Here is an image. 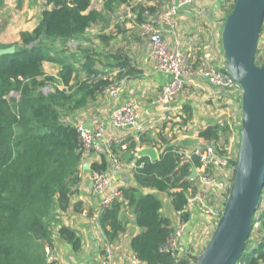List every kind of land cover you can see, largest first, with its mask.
<instances>
[{"label": "trees", "instance_id": "trees-1", "mask_svg": "<svg viewBox=\"0 0 264 264\" xmlns=\"http://www.w3.org/2000/svg\"><path fill=\"white\" fill-rule=\"evenodd\" d=\"M132 1L141 33L140 25L159 11L157 6H147L145 0H105L100 9L93 8L91 0H46L32 30L21 31L18 41H0V48L14 45L12 53L0 55V264H64L53 254L56 241L74 253L82 250L80 235L63 222L62 214L69 209L82 173L87 171L82 165L92 152L86 155L80 150L79 133L69 116L98 95H109L119 80L142 75V69L127 54L129 40L123 38L117 23L114 34H89L94 26L108 24L109 12L116 5ZM218 1L224 21L234 0ZM44 62L55 63L59 69L47 73ZM255 62L264 65V41L257 43ZM235 100L239 103L236 120L223 119L198 131L204 142L215 146L217 155H231L232 166L241 127L240 94ZM182 112L183 118L164 119L154 133L147 129L139 138L128 137L125 150L114 145L108 150L111 158L117 156L122 163L134 157L136 161L129 171L130 181L118 188L120 195L109 206L100 207L97 221L104 247L125 231L129 218L123 211L127 210L139 228L131 236L129 248L145 264H195L199 255L165 250L175 227L162 210L159 194L168 197L167 209L178 213L182 223L189 220L190 199L205 191L198 176L189 178L192 168L201 166L199 156L190 154L184 159L185 147L173 143L176 127L180 129L192 117L189 103L183 104ZM235 135L233 151L231 138ZM143 147L155 148L157 159L152 162L147 156H138ZM109 170L105 153L92 160L88 169L91 174ZM204 173L219 176L220 170L208 165ZM255 224L257 240L251 238ZM238 264H264V185Z\"/></svg>", "mask_w": 264, "mask_h": 264}, {"label": "crops", "instance_id": "crops-1", "mask_svg": "<svg viewBox=\"0 0 264 264\" xmlns=\"http://www.w3.org/2000/svg\"><path fill=\"white\" fill-rule=\"evenodd\" d=\"M208 1L210 0L198 4L183 6L178 9L175 28L170 30L168 26L163 25V36L165 41L170 46L189 55L190 60L192 56V62L200 59L201 62H208V64L215 67H223L224 55L219 44L220 34H218V29H216L217 35H215V44L212 48L209 49L206 45H198V43L196 44L194 40L192 42L194 43L193 50L191 51L192 46L190 45L192 44H189L182 35V29L189 31L191 26H188V30L187 27L182 28L181 23H178H185V20L182 19H186L192 15L207 18L210 21H216V14L219 11V1L211 0L210 4H208ZM145 3L147 5H151V3L146 0ZM153 17V14H151L148 16V19ZM195 26H197V23L194 24V27L190 31H194ZM212 29L213 28H211V30ZM208 33L211 34L210 31ZM185 36L188 37V34H185ZM128 38H130V36H128ZM138 43L139 41L137 40H129L128 45H126V50L127 54L133 59L136 66L142 69V75L136 78L126 77L119 80L116 86L117 92L115 95H106L105 93L103 96L98 95L97 99L95 101L91 100L86 107L75 110L69 116V119H71L74 124L78 123L90 128L101 124L104 126L105 135L113 134L130 138L131 136L136 137V128H114L112 126L110 112L114 107L119 106L125 101H131L136 106L138 111L139 116L137 122L140 125L147 126L154 120H157L156 125L153 128H150L151 132L154 133V128L164 121L159 122V117L166 115V118H169L170 116H174L175 120H180L184 117L182 112L183 104L189 103L192 110V117L190 120H187L184 125L180 126V129L176 127L173 132V134H175L173 143L176 142L182 144V146L185 147V150L191 149L192 146L206 143L198 136V131L205 128L209 124L222 122L221 118L222 120L227 118L230 119L229 117L224 116L219 118L217 116L218 114L215 112L216 108L220 102L223 101V99L220 101V99L216 98L215 89L203 78L198 76H189L184 81L183 89L170 103L159 102L158 97L160 89L171 79V75L164 72L153 71L149 67L145 58L147 46L144 49V47ZM196 54H198V58L194 57ZM44 68L47 73L55 74L59 69V66L55 63H51L49 68ZM235 99L236 96H231L227 102L237 108V119L239 117L237 107L239 103L236 104L237 100ZM91 152V156H87V159L90 161L99 159L100 154L102 153H105L106 158L108 157L104 137L96 142V146L91 150ZM87 159L84 163H86ZM130 169L126 167L113 170L110 166L109 171L113 176V185L116 188L124 186L130 181ZM86 170L87 171L82 173L81 181L76 189V192L71 197L69 209L62 214L63 222L74 228L80 235L83 241L82 250L78 253H74L69 246L63 242L56 241L54 252L52 251L55 258L57 256V258L64 264H101V256L105 243L103 232L97 221L98 213L101 207V194L94 190L92 174L88 171V169ZM208 189L210 188L205 187L204 190L207 191ZM211 194L214 195L212 196ZM208 195L214 197L218 203L221 202L220 197L214 192V190L206 193L207 197ZM159 197L163 201V212L166 216L171 218L176 229L180 223L179 214L167 209L169 199L165 194H159ZM75 205H77L78 210H75ZM188 210L190 211V217L189 220L185 222V232L183 237L180 236L177 239L178 249H180V245H178L179 243L184 242L185 238L186 241L191 238L192 233L195 232L194 229L203 228L208 231L210 230L211 232V226L213 225L212 221L208 217V214L204 212L201 205L197 204L196 201L189 202ZM123 214L129 218V222L119 239L111 243L114 250L115 263H127L129 258L132 257V252L129 248V241L131 236L139 230V228L132 223L133 216L130 212L128 213L127 210H124Z\"/></svg>", "mask_w": 264, "mask_h": 264}, {"label": "water", "instance_id": "water-1", "mask_svg": "<svg viewBox=\"0 0 264 264\" xmlns=\"http://www.w3.org/2000/svg\"><path fill=\"white\" fill-rule=\"evenodd\" d=\"M264 22V0H234L221 27L224 70L240 87V131L235 168L224 206L195 264H237L249 238L252 216L264 185V65L255 62ZM14 45L0 48L12 53ZM150 161L153 147L138 150ZM110 166L113 164L108 156ZM89 159L82 165L90 169ZM193 167L189 178L196 176Z\"/></svg>", "mask_w": 264, "mask_h": 264}, {"label": "built area", "instance_id": "built-area-1", "mask_svg": "<svg viewBox=\"0 0 264 264\" xmlns=\"http://www.w3.org/2000/svg\"><path fill=\"white\" fill-rule=\"evenodd\" d=\"M205 1L207 0H177V4L173 3L165 11H162L160 14L157 13L156 22L147 21L140 25L142 29L141 33L147 36L149 40V50L146 57L149 67L153 71L164 72L171 75L170 81L164 84L160 89L158 101L162 103H169V101H172L174 96L181 91L185 79L189 76L203 78L215 89V96L217 99L223 96L224 100L227 102L231 96L240 94V87L224 69L210 65L208 62H202L194 66L189 55L179 49L169 47L168 43L162 37L161 26L166 24V19L168 17H170V22L172 23L171 27L176 26V22L173 20L180 6L198 4ZM259 40L264 41V22ZM116 92V86L109 90L110 95H115ZM166 117V115L161 116L158 121L162 122ZM111 122L116 128L137 124V112L132 103L126 101L114 108L111 112ZM156 122L157 120H154L147 126L139 124L136 125V128L139 134H141L143 131L153 128ZM76 128L80 139L79 148L84 154H88L96 146V142L103 137L104 129L101 124L95 127L92 126L91 128L83 126L82 124H76ZM104 142L107 151L112 145L116 146L120 151L125 150L129 145L125 137L118 135L107 137ZM190 154L198 155L201 161V166L196 169L198 182L202 185L203 189H205V187L210 188L204 191V194H198L194 198H191L190 201H196L200 204L204 212L208 214L212 223L217 222L225 202V200L223 201V197L224 199L227 197L231 183L230 178L232 180L235 168V166L229 164L231 155H217L215 146L210 143L195 145L192 146L191 149L182 152L184 159L189 158ZM107 156H109V154ZM109 157L113 162V170L126 167L130 169L135 165L136 161V157H134L128 163H122L117 156L114 158H111V156ZM208 165H212L219 169V176H217V174H205L204 172ZM92 181L94 190L101 194V207L109 206L112 200L120 195L119 189L113 185V176L110 171L92 172ZM212 190L220 197V203L216 202L214 205L209 204L206 193ZM211 195L213 196L214 194ZM184 229L185 222L179 223L171 235V238L168 240L165 250L169 249L172 251L178 249L177 239L181 236ZM49 257L51 260L53 259L50 251ZM101 264H145V262L132 255L127 263H115L114 250L112 246L106 245L103 248Z\"/></svg>", "mask_w": 264, "mask_h": 264}, {"label": "rangeland", "instance_id": "rangeland-1", "mask_svg": "<svg viewBox=\"0 0 264 264\" xmlns=\"http://www.w3.org/2000/svg\"><path fill=\"white\" fill-rule=\"evenodd\" d=\"M104 1L105 0H91L92 7L95 9H100V8H102ZM143 1H141V2H143ZM228 1H232V0H228ZM1 2H2V4L0 6V41H2V42L4 41V43H11V42L19 40V35H20L21 31H24V30L30 31L35 27L38 19L40 18L41 10L45 8L46 0H1ZM134 2L135 1H132L129 4L121 3L119 5H116L109 12L108 24L105 26H101V25L94 26L89 31V34L91 36H95V34H97L98 32H104L106 34H110V33L114 34L115 33L114 24L117 23L123 30V32H122L123 38H125L127 40L132 39V40L139 41L138 44L143 46L144 49L147 46V48H146L147 52L145 54V58H146L148 50H149V40H148L147 36L140 33V29H139L138 23H137L138 21L136 20V11H132V7L135 6ZM208 2H209L208 4H210L211 0ZM166 3L167 4L169 3V4L167 5ZM173 3L177 4V0H165L162 2L153 1L151 3V5L157 6L158 7L157 10H159L158 13L160 14L162 11H165ZM165 5H167V6H165ZM147 6H149V5H147ZM183 6H187V5H183ZM183 6H180L179 9ZM156 14H157L156 12L153 14V16L155 18L151 19L150 20L151 22H156ZM177 14H178V12H177ZM177 14L174 16V20H173L176 23H177ZM196 15H197V13H196ZM221 16H222L221 12L218 11L216 14V21H210L207 18H202L199 16L196 17V16L192 15V16L187 17L186 19H182V20H185V23L184 22H178V23H181L182 28H184V27L188 28V26H191L190 30H192V28L194 27V24L197 23V26H195L194 31H190L189 28H188L189 31H185L186 29H182V32H183L182 35L184 36L185 40L189 44H192V45H190V46H192L191 51L193 50V44L194 43H192V42L194 40H195L196 44L198 43V45H201V46L206 45V46H208L209 49L213 47V45L215 44L214 43L215 35H217L216 29H218V34L221 33V27L223 24ZM147 21L148 20L146 18L145 22H147ZM163 25L168 26V28L170 30L175 28V27H171L172 23L170 22V17H168L166 19V24H163ZM163 25L161 26V34H162V37L164 39L163 29H162ZM218 27L220 28V30ZM211 28H213V29L211 30ZM209 31L211 32V34L208 33ZM127 34H129V35H127ZM185 34H188V37H186ZM128 36H130V38H128ZM93 40L95 43L97 42V40L95 38H93ZM169 47L173 48L170 45H169ZM194 57L198 58V54H196ZM191 60H193L192 56H191ZM196 62L197 61L194 62V64H193L194 66L197 64ZM50 66H51V62H44V67L49 68ZM176 96H174V98ZM128 102H131V101H128ZM170 102L171 101H169V103ZM123 103H121V104H123ZM132 105L136 109V106L133 103H132ZM114 108H116V107H114ZM112 110H111V112H112ZM111 112H110V120H111ZM136 112H137V119H138L139 114H138L137 109H136ZM215 112H216V114H218L217 116L219 118L222 116L229 117L231 119V121L235 120L236 116H237V108L234 105L229 104L225 100L220 102V104L216 108ZM221 121H222V118H221ZM76 124H78V123H76ZM76 124H74L75 127H76ZM111 124H112V122H111ZM136 125H139V123L137 122V124H135V125L123 126V127L136 128ZM95 126H97V125H95ZM95 126H93V127H95ZM112 126H113V124H112ZM102 127L104 129L103 125H102ZM114 128H116V127H114ZM118 128H121V127H118ZM136 130H137V128H136ZM139 135L140 134L137 130L136 138H139ZM110 136H113V134L105 135V130L103 131L104 140ZM126 139L128 140V138H126ZM236 141H237V137L235 135L233 138H231V143L234 146L233 151L236 148ZM128 144H129V141H128ZM90 162H89V164H90ZM111 162H112V160H111ZM112 164H113V162H112ZM216 198H217V196H216ZM224 200L225 199L223 197V201ZM208 202H209V204L214 205V204H216L217 200H215L214 197H212L211 195H208ZM215 223L216 222H213V225L211 226V232L215 226ZM255 226H256V224L254 225V227ZM194 231L195 232L192 233V236L188 241H186V238H185L184 242L178 244V245H180V253H181V251L187 250L192 255H198L203 250L207 240L209 239V237L211 235V232H210V230L208 231L207 229H203V228L194 229ZM184 232H185V229L181 233L182 237L184 235ZM258 235H257L256 227L253 228V236L251 238L256 239ZM181 240H180V242H181ZM46 250H47V253H49L50 250L48 248ZM81 264H85V263H81Z\"/></svg>", "mask_w": 264, "mask_h": 264}]
</instances>
